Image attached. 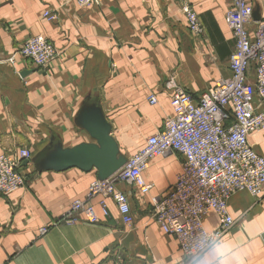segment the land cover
Here are the masks:
<instances>
[{
    "label": "crops",
    "instance_id": "0c3cea01",
    "mask_svg": "<svg viewBox=\"0 0 264 264\" xmlns=\"http://www.w3.org/2000/svg\"><path fill=\"white\" fill-rule=\"evenodd\" d=\"M187 1L203 25L199 36L189 32L180 0H101L88 6L76 0H0V154L27 147L33 157L51 140L63 147L93 142L74 122L89 97L128 157L172 116L175 86L198 98L229 77L234 37L225 15L232 0ZM251 2L264 20V0ZM38 34L57 51L45 69L18 53ZM249 143L264 155V133L250 135ZM181 159L170 153L149 162L142 173L152 185L149 194L119 186L129 197L131 224L121 221L111 199L104 217L98 198V223L79 213L65 220L72 202L86 196L95 169L38 172L32 163L21 165L25 185L0 194V264H264V193L233 194L227 204L233 225L195 258L188 259L174 236L162 231L150 197L173 184ZM217 224L215 213L204 218L208 230Z\"/></svg>",
    "mask_w": 264,
    "mask_h": 264
},
{
    "label": "built area",
    "instance_id": "2783aa9c",
    "mask_svg": "<svg viewBox=\"0 0 264 264\" xmlns=\"http://www.w3.org/2000/svg\"><path fill=\"white\" fill-rule=\"evenodd\" d=\"M79 6L99 4L101 0H76ZM187 28L194 36L204 28L187 0H180ZM251 0H232L225 18L234 37L229 56L231 75L217 79L198 98L175 86L170 99L172 116L166 117L159 131L149 135L144 145L127 157L124 165L104 180L94 178L83 199H75L65 220L82 214L89 223L108 217L107 199H111L124 224H131L129 197L120 185H131L141 194H149L152 185L142 176L157 156L177 153L180 169L173 184L162 195L150 197L151 214L164 233L174 236L179 250L192 259L216 244L234 221L228 212L230 197L246 191L254 197L264 193V155L249 143V136L264 133V20L252 18ZM44 16H54L46 12ZM18 53L32 64L45 69L57 51L42 35L28 37ZM149 102L156 103L154 95ZM31 151L22 147L0 154V194L8 196L25 185L20 170L30 160ZM30 163V162H29ZM218 217L217 226L206 229L204 218Z\"/></svg>",
    "mask_w": 264,
    "mask_h": 264
},
{
    "label": "water",
    "instance_id": "95a60500",
    "mask_svg": "<svg viewBox=\"0 0 264 264\" xmlns=\"http://www.w3.org/2000/svg\"><path fill=\"white\" fill-rule=\"evenodd\" d=\"M259 8L252 9V18L260 20ZM28 72L25 71L24 74ZM89 97L80 105L74 122L83 128L93 139V142H80L71 147H63L62 143L51 140L48 145L39 150L30 160L25 159L22 165L32 163L35 170L65 171L78 168L81 171L96 170V178L104 180L119 170L127 157L111 135V124L107 121L102 108Z\"/></svg>",
    "mask_w": 264,
    "mask_h": 264
}]
</instances>
